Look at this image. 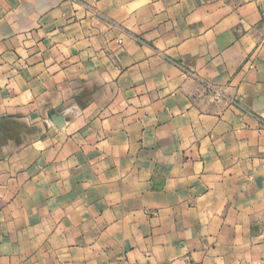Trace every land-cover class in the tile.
Instances as JSON below:
<instances>
[{
	"label": "crops",
	"instance_id": "1",
	"mask_svg": "<svg viewBox=\"0 0 264 264\" xmlns=\"http://www.w3.org/2000/svg\"><path fill=\"white\" fill-rule=\"evenodd\" d=\"M0 264H264V0H0Z\"/></svg>",
	"mask_w": 264,
	"mask_h": 264
},
{
	"label": "built area",
	"instance_id": "2",
	"mask_svg": "<svg viewBox=\"0 0 264 264\" xmlns=\"http://www.w3.org/2000/svg\"><path fill=\"white\" fill-rule=\"evenodd\" d=\"M190 75L196 76V75H195L194 73H192V72H190ZM211 87H212V89H213V91H214V95H215V96L220 97V96L223 95V92H222L221 89H217V88H215V87H213V86H211Z\"/></svg>",
	"mask_w": 264,
	"mask_h": 264
}]
</instances>
